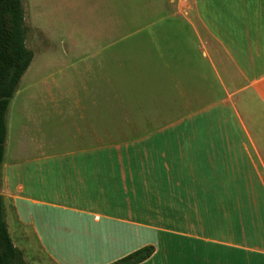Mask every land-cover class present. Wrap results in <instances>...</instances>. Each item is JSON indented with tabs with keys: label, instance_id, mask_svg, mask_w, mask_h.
Returning a JSON list of instances; mask_svg holds the SVG:
<instances>
[{
	"label": "crops",
	"instance_id": "obj_1",
	"mask_svg": "<svg viewBox=\"0 0 264 264\" xmlns=\"http://www.w3.org/2000/svg\"><path fill=\"white\" fill-rule=\"evenodd\" d=\"M109 11L84 50L122 69L101 79L107 107L46 112L73 120L72 149L41 138L26 108L7 124L14 245L29 264H114L147 246L141 264H264V0Z\"/></svg>",
	"mask_w": 264,
	"mask_h": 264
},
{
	"label": "rangeland",
	"instance_id": "obj_2",
	"mask_svg": "<svg viewBox=\"0 0 264 264\" xmlns=\"http://www.w3.org/2000/svg\"><path fill=\"white\" fill-rule=\"evenodd\" d=\"M22 1L28 30L26 46L35 57L11 101L7 124L12 135L18 130L26 108L41 116H37L41 121V138H53L56 150L65 152L72 149L77 134L74 122L68 115L61 114L50 121L46 112L65 113L76 109L78 104L81 110L85 108L92 114L104 111L108 101L100 94L105 87L101 79L120 75L122 69L105 68L98 61L88 59L91 53L84 50L100 47L107 9L109 16L131 17L139 11L147 14L150 0ZM74 95L79 97L74 98ZM81 128L85 132L83 124ZM108 134L109 142L125 138L114 132ZM3 202L6 220L7 200Z\"/></svg>",
	"mask_w": 264,
	"mask_h": 264
},
{
	"label": "trees",
	"instance_id": "obj_3",
	"mask_svg": "<svg viewBox=\"0 0 264 264\" xmlns=\"http://www.w3.org/2000/svg\"><path fill=\"white\" fill-rule=\"evenodd\" d=\"M27 27L22 0H0V190L7 137L6 116L18 86L34 60L26 46ZM154 247H143L114 264H141L154 254ZM0 264H29L10 236L0 194Z\"/></svg>",
	"mask_w": 264,
	"mask_h": 264
}]
</instances>
